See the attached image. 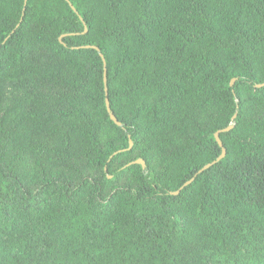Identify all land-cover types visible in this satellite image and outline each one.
Listing matches in <instances>:
<instances>
[{
  "label": "trees",
  "instance_id": "1",
  "mask_svg": "<svg viewBox=\"0 0 264 264\" xmlns=\"http://www.w3.org/2000/svg\"><path fill=\"white\" fill-rule=\"evenodd\" d=\"M0 82V264H264V0H0Z\"/></svg>",
  "mask_w": 264,
  "mask_h": 264
},
{
  "label": "water",
  "instance_id": "2",
  "mask_svg": "<svg viewBox=\"0 0 264 264\" xmlns=\"http://www.w3.org/2000/svg\"><path fill=\"white\" fill-rule=\"evenodd\" d=\"M69 5H70V7L75 11V8L72 6V4L69 3ZM92 47H93L94 49L98 50L97 47H95V46H92ZM234 80H235L234 78L231 80V82H230L231 85L233 84ZM263 85H264V83H260V84H256L255 87H261V86H263ZM106 106H107V110L109 111V116H110L111 120H112L115 124H117L118 126H120V125H121L120 122L117 121V119L115 118L114 114L110 111V106H109L108 99H106ZM235 117H236V114H234V115L232 116V118H231V123H230L226 128L222 129L221 131H229V130H231V129L233 128V122H232V121L235 119ZM219 132H220V131H216V132L214 133V137H215V140L217 141V143L219 144V146L222 147V143H221V141H220V139H219ZM131 146H132V142H131V140H129V146H128V149H130ZM224 155H225V149L222 147V152H221V154L218 156V158H217L216 160H214V161H212V162H210V163L205 164L202 168H200V169L196 172V174H194V176H193L192 178H190L188 181H186V182L183 184L182 187H180V188H179L178 190H176V191H172V192H170V194H172V195H176V194H178V193L181 191V189H182L183 187H185L186 185L190 184V182H192L193 179H194L198 174H200V173L203 172L204 170H206V169L212 167V166H213L215 163H217L221 158H223ZM131 163L140 164L143 168L145 167V162H144L143 159H141V158H138V159L134 160V161L131 162ZM108 177H111V176L108 175Z\"/></svg>",
  "mask_w": 264,
  "mask_h": 264
},
{
  "label": "rangeland",
  "instance_id": "3",
  "mask_svg": "<svg viewBox=\"0 0 264 264\" xmlns=\"http://www.w3.org/2000/svg\"><path fill=\"white\" fill-rule=\"evenodd\" d=\"M0 86L2 87V89L6 90L7 95L9 96L10 94H12V92L10 91V88L7 86L6 83L4 82H0Z\"/></svg>",
  "mask_w": 264,
  "mask_h": 264
}]
</instances>
